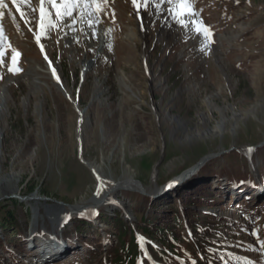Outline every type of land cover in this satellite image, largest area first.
Segmentation results:
<instances>
[{"label": "rangeland", "instance_id": "rangeland-1", "mask_svg": "<svg viewBox=\"0 0 264 264\" xmlns=\"http://www.w3.org/2000/svg\"><path fill=\"white\" fill-rule=\"evenodd\" d=\"M173 3L155 10L105 0L92 16L83 6L71 17L53 13L43 53L39 0L20 5L25 18L8 4L0 9V184L9 192L0 186V205L24 217L19 243L0 244V264H114L118 242L104 219L121 207L133 229L142 214H157L158 227L174 226L173 214L183 219L174 249L149 242L157 264H264V0H190L186 26L169 11ZM197 22L212 29L210 42ZM12 49L20 53L15 74ZM98 177L141 187L84 211ZM17 217L0 221V239L16 235ZM170 250L178 257L163 261Z\"/></svg>", "mask_w": 264, "mask_h": 264}, {"label": "trees", "instance_id": "trees-1", "mask_svg": "<svg viewBox=\"0 0 264 264\" xmlns=\"http://www.w3.org/2000/svg\"><path fill=\"white\" fill-rule=\"evenodd\" d=\"M241 157V156H240ZM242 158V157H241ZM239 165H242V163H239ZM35 189L34 186L29 187L28 193H31ZM178 189V188H176ZM175 189V190H176ZM174 190V191H175ZM185 197V196H184ZM146 204L150 208H154L156 206V202H154L151 198L146 197ZM158 206V205H157ZM6 208V210H4ZM14 205L10 204H2L0 205V221L6 222V223H13L16 220V215L14 213ZM140 208V207H139ZM100 219H102V213H100ZM111 216H107L104 221L109 225H114V232L113 235L116 237V241L118 242V247H115L113 250V258L112 262L114 264H140V260L142 259L143 250L138 243L137 234L142 237L146 242V249H149L148 240L156 239L160 246L174 249V244L178 240V234L175 232L174 226L181 224V217L177 214H173L171 216V223H174V226L170 225H164L163 227H158L154 224V220L157 218V214L151 215L149 219L146 218L145 215H141L140 217L136 218V230L133 229L130 225L124 222L121 211H115L114 214ZM190 217V216H187ZM19 218L24 217H17V230L14 231L16 233V236H18L21 233L22 224L19 223ZM2 227H6L4 224ZM6 235L2 239H0V244H4L7 242L9 245L14 244L15 237H7L5 239ZM17 239V238H16ZM93 239L86 238L85 242L86 244H91ZM17 243L19 241L17 240ZM184 251L186 253H189L191 250L189 247L185 246ZM171 251V250H170ZM150 255L155 257V254L153 251L150 250ZM167 255V253H165ZM166 255L161 258L163 261L166 260Z\"/></svg>", "mask_w": 264, "mask_h": 264}, {"label": "snow or ice", "instance_id": "snow-or-ice-1", "mask_svg": "<svg viewBox=\"0 0 264 264\" xmlns=\"http://www.w3.org/2000/svg\"><path fill=\"white\" fill-rule=\"evenodd\" d=\"M13 5L16 7L18 13H20L21 18H25L27 13L20 7L21 4L29 5L31 4V0H12ZM133 7L139 9L141 7H148L149 5H153L156 8H159L160 3H164L165 0H131ZM167 3L172 4L173 0H166ZM105 0H39V20L37 27L39 29V34L35 36L36 43L40 46L41 52L43 53L44 48L43 45L40 44L41 36H46L49 28L54 27V23L52 21V15L55 13L57 19H62L63 17H71L73 12L83 6V12H85L88 16H92L96 12H100L103 10V4ZM7 7L5 4V0H0V8ZM170 12L173 13L174 17L177 19V23L181 26H186L185 22L181 17L185 14H194L192 11V7L190 4V0H178L177 8H170ZM3 14L0 13V16ZM29 23H31L29 21ZM75 23V21H73ZM93 23L92 20H89V26ZM196 33L203 34L206 38L211 37L210 29L207 26H204L202 23L197 22L195 26ZM6 43V37L3 34L2 28H0V64L4 63V57L7 55V50L4 45ZM8 48H11V45L8 44ZM20 53L15 49H12V55L10 58V66L8 67V71L10 73H17L20 71L18 67V57ZM45 59L47 60V56L45 55ZM49 65L51 66V62L49 61ZM53 77L57 79L59 83V78L56 76L55 69H52ZM249 152L252 149L248 150ZM99 179V177H98ZM101 189H97V195H99ZM194 264V262H193Z\"/></svg>", "mask_w": 264, "mask_h": 264}, {"label": "bare ground", "instance_id": "bare-ground-1", "mask_svg": "<svg viewBox=\"0 0 264 264\" xmlns=\"http://www.w3.org/2000/svg\"><path fill=\"white\" fill-rule=\"evenodd\" d=\"M157 2H158V0H157ZM178 3V0H174V3H173V5H172V7L175 5V4H177ZM5 4L7 5H9V7L12 9V10H16V7L13 5V2H12V0H5ZM162 6V3H160L159 4V8H156L155 6H153L154 7V9L155 10H158V9H160V7ZM176 6V5H175ZM171 7V8H172ZM1 9V8H0ZM169 12V11H168ZM14 13H15V11H14ZM14 15V14H13ZM15 15H16V13H15ZM166 15V12H165V10H164V16ZM14 18V17H13ZM30 18V17H29ZM140 19H142L141 17H139ZM142 25L141 26H139L138 27V30L137 31H141L142 29ZM125 37L126 38H128L129 40H135L136 38V36L134 35V33H128V34H125ZM222 39L223 38H225V40H227V38L226 37H221ZM144 54L142 53V56H143ZM96 60H93L92 62H90L89 64H87V67H88V65H89V67H90V65L91 64H93L94 62H95ZM88 67V68H89ZM86 71V70H85ZM88 167H89V169L90 170H93V171H95L96 173L98 172L99 173V169H98V167L97 166H95V165H88ZM100 174V173H99ZM102 177V176H101ZM98 179V178H97ZM98 182H99V189H101V191H100V193H99V195H97V193H96V195L94 196V198L92 199V201H93V205H90V206H88L87 205V207H84V208H82L84 211H89L91 208H93L94 207V205L96 206L97 205V203L102 199V198H104V197H106V200L107 199H109L110 198V196H109V194H112L115 190H117V191H121L122 189H125V188H130V189H133V188H135V187H137V189H139L140 187H139V185L138 184H136V182H135V180L133 179V178H127V179H124V180H122V181H120V182H118V183H116V184H111V182H110V180L108 179H105V178H99L98 179ZM0 186L3 188V193L4 194H7V193H9L8 192V189H7V187H6V184L5 183H3V182H1V184H0ZM13 193V192H12ZM110 202V201H109ZM60 207H54L53 208V214L54 215H57L58 216V214H59V212H60Z\"/></svg>", "mask_w": 264, "mask_h": 264}, {"label": "water", "instance_id": "water-1", "mask_svg": "<svg viewBox=\"0 0 264 264\" xmlns=\"http://www.w3.org/2000/svg\"><path fill=\"white\" fill-rule=\"evenodd\" d=\"M231 149H234V147L231 148ZM235 149H237V148H235ZM237 150H238V149H237ZM207 158H208V156H204L202 159L205 160V159H207ZM26 198H27V197H26ZM58 203L61 204V205L63 204V203H61V202H58ZM63 205H65V204H63ZM69 207H70V206H69Z\"/></svg>", "mask_w": 264, "mask_h": 264}]
</instances>
